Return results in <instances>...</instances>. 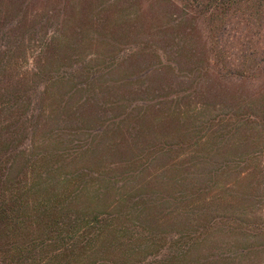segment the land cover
<instances>
[{"label":"rangeland","instance_id":"obj_1","mask_svg":"<svg viewBox=\"0 0 264 264\" xmlns=\"http://www.w3.org/2000/svg\"><path fill=\"white\" fill-rule=\"evenodd\" d=\"M76 1L0 0V101L46 86L34 143L89 183L69 216L115 218L72 264H264V10L241 47L169 0Z\"/></svg>","mask_w":264,"mask_h":264},{"label":"trees","instance_id":"obj_2","mask_svg":"<svg viewBox=\"0 0 264 264\" xmlns=\"http://www.w3.org/2000/svg\"><path fill=\"white\" fill-rule=\"evenodd\" d=\"M84 2L85 0H77L75 3L76 7L78 5L79 13L85 8ZM169 2L187 15L206 18L209 23L218 21L219 29L224 31L226 42L239 44L241 47L244 41L250 42L251 37L248 34L250 32L242 34L239 26L236 27L234 23L229 25L230 21L239 18L241 22L243 20L248 22L249 17L264 10V0H169ZM115 24H121V19L115 21ZM57 28L59 35L63 37L65 28H61V25ZM207 39L211 37L207 36L205 39L209 42ZM261 64H264V61ZM240 65L241 68L236 70L237 78L248 80L250 75L243 69L246 67L245 64L242 62ZM232 71L231 68L226 70V76L232 75ZM45 90L46 86L36 96L34 103L25 100L24 95L18 92L9 94L15 102H10L12 99L4 103L0 101V114L7 112L11 117L15 116L19 124L18 126L0 121V264H72L75 248L81 247L83 253L87 254L103 233L109 231L106 229L111 227L115 219L110 212L95 211L83 217L69 216L68 204H72L86 192L89 183L83 180L81 184H76L73 192H68L66 184L70 181L68 179L70 175H55V171L63 167L66 159L51 162L44 153H39L40 143L39 146L34 143L38 128L35 122L39 118V105L46 95ZM26 101L28 102L25 103ZM25 138L31 141L30 145L21 149ZM19 158L24 159L22 171L18 175H13ZM100 177V174L96 175L94 180L105 183ZM61 186L62 188H59ZM53 187L61 191L57 192ZM38 193L41 195L36 196ZM203 228L207 232L212 229V227L208 229V225ZM206 233L200 232L191 241L196 243L198 239H203ZM81 237L83 239L80 241ZM178 258L168 257L167 261Z\"/></svg>","mask_w":264,"mask_h":264}]
</instances>
